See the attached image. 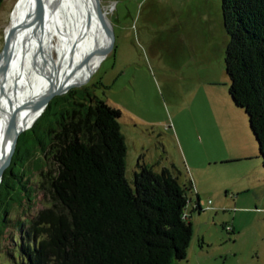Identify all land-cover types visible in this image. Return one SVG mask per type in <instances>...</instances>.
I'll return each mask as SVG.
<instances>
[{
	"label": "rangeland",
	"instance_id": "1",
	"mask_svg": "<svg viewBox=\"0 0 264 264\" xmlns=\"http://www.w3.org/2000/svg\"><path fill=\"white\" fill-rule=\"evenodd\" d=\"M15 2H0V51ZM99 4L112 47L88 80L54 95L36 125L16 138L0 192V219L9 218L0 225V264H7L19 226L49 206L37 183L39 168L51 164L49 128L62 108L95 97L121 112L128 183L143 163L168 169L181 185L191 182L192 237L186 258L172 264H264V168L248 116L228 95L221 0ZM7 108L0 90V117ZM24 186L34 188L31 200ZM197 197L200 209L191 211Z\"/></svg>",
	"mask_w": 264,
	"mask_h": 264
},
{
	"label": "trees",
	"instance_id": "2",
	"mask_svg": "<svg viewBox=\"0 0 264 264\" xmlns=\"http://www.w3.org/2000/svg\"><path fill=\"white\" fill-rule=\"evenodd\" d=\"M221 9L229 37L224 52L228 95L248 116L264 168V0H221ZM89 101L82 98L62 108L49 128L51 164L46 172L39 168L37 181L49 206L27 228L19 226L7 264H172L185 259L192 237L186 211L191 182L181 185L168 169L154 172L143 163L128 183L121 112L99 98ZM23 188L31 200L34 188ZM197 200L191 211L200 209ZM3 217L0 225L9 219Z\"/></svg>",
	"mask_w": 264,
	"mask_h": 264
},
{
	"label": "bare ground",
	"instance_id": "3",
	"mask_svg": "<svg viewBox=\"0 0 264 264\" xmlns=\"http://www.w3.org/2000/svg\"><path fill=\"white\" fill-rule=\"evenodd\" d=\"M43 1L45 21L40 29L32 20H24L33 0H16L9 17V27L17 28L9 39V56L0 58V90L8 102L0 117V165L7 156L9 138L34 124L38 111L31 107L36 101L51 89L88 80L110 44V25L106 17L104 26L100 22L94 0ZM11 116L14 120L7 130Z\"/></svg>",
	"mask_w": 264,
	"mask_h": 264
},
{
	"label": "water",
	"instance_id": "4",
	"mask_svg": "<svg viewBox=\"0 0 264 264\" xmlns=\"http://www.w3.org/2000/svg\"><path fill=\"white\" fill-rule=\"evenodd\" d=\"M97 4L96 9L98 10V14L100 17V22L102 23V25L104 26L103 23V19L105 18V12L103 11V9L100 7L101 5L99 4V0H94ZM33 4H32V9L30 11L27 12L26 16H24V20H32L31 22L35 25L38 26V28H42L44 26V17H45V7H44V1L43 0H33ZM107 20V19H106ZM22 27H25L26 25L23 24L21 25ZM17 27L14 25L10 26L9 29H6L5 34H4V38H3V43H2V48L0 51V58H4V57H8L10 54V47H9V39L12 36V32L14 31V29H16ZM109 35L111 36V42L109 44V46L106 48V52L104 54V56L106 55V53L109 51V49L112 47L113 44V36L111 35V28L109 29ZM70 87V86H69ZM69 87H65L64 89L62 88H58V89H51L49 94L47 96H44L42 98H40L39 100L36 101V103L31 107V109L33 111H38L36 113V118L34 119V121H36V119L40 116L39 114L41 112H43L44 108H46L48 101L54 96V95H62L64 94L69 88ZM14 120V116H11L8 123L6 124V129L8 130V127L13 123ZM34 123V122H33ZM26 128H23L19 133H15L13 135L12 138H9V148L8 151L6 153V158L3 162V164L0 165V179L3 176V173L5 171V168L7 167V165H9L11 158H12V153L15 150V145H16V138H18V136L22 133V131H24ZM1 182V181H0Z\"/></svg>",
	"mask_w": 264,
	"mask_h": 264
}]
</instances>
